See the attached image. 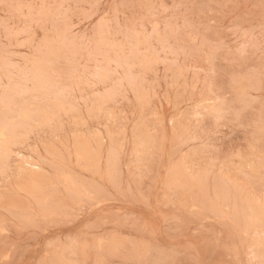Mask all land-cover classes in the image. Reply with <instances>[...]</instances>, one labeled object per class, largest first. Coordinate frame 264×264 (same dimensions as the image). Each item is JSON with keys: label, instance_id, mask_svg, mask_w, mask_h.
Returning <instances> with one entry per match:
<instances>
[{"label": "rangeland", "instance_id": "374dc122", "mask_svg": "<svg viewBox=\"0 0 264 264\" xmlns=\"http://www.w3.org/2000/svg\"><path fill=\"white\" fill-rule=\"evenodd\" d=\"M264 0H0V264H261Z\"/></svg>", "mask_w": 264, "mask_h": 264}, {"label": "snow or ice", "instance_id": "6c2138e0", "mask_svg": "<svg viewBox=\"0 0 264 264\" xmlns=\"http://www.w3.org/2000/svg\"><path fill=\"white\" fill-rule=\"evenodd\" d=\"M261 264H264V260L261 261Z\"/></svg>", "mask_w": 264, "mask_h": 264}]
</instances>
